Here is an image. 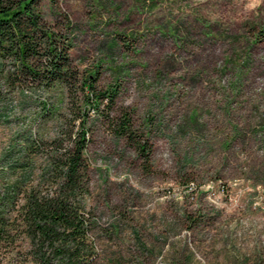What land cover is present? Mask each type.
Here are the masks:
<instances>
[{"label": "rangeland", "instance_id": "obj_1", "mask_svg": "<svg viewBox=\"0 0 264 264\" xmlns=\"http://www.w3.org/2000/svg\"><path fill=\"white\" fill-rule=\"evenodd\" d=\"M40 6L81 75L117 92L111 117L147 132L144 158L86 112L94 264H264V0Z\"/></svg>", "mask_w": 264, "mask_h": 264}, {"label": "trees", "instance_id": "obj_2", "mask_svg": "<svg viewBox=\"0 0 264 264\" xmlns=\"http://www.w3.org/2000/svg\"><path fill=\"white\" fill-rule=\"evenodd\" d=\"M40 5L0 0V264H94L86 112H100L144 158L147 132L137 134L124 109L111 117L117 92L81 75L67 26L47 21Z\"/></svg>", "mask_w": 264, "mask_h": 264}]
</instances>
